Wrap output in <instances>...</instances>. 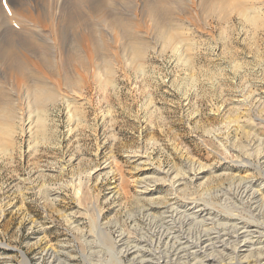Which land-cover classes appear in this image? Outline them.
I'll return each mask as SVG.
<instances>
[{"label": "rangeland", "instance_id": "374dc122", "mask_svg": "<svg viewBox=\"0 0 264 264\" xmlns=\"http://www.w3.org/2000/svg\"><path fill=\"white\" fill-rule=\"evenodd\" d=\"M257 4L245 6L259 14L256 25L215 18L212 31L189 34L184 51L151 50L145 70L120 72L109 95L89 93L88 112L58 105L48 112L46 141L30 121L35 113L24 112V131L0 151V264H121V234L153 239L160 212L150 218L145 209L174 194L158 184L140 198L139 177L168 168L188 175L196 165L202 186L188 193L218 203L234 175L263 173L264 2ZM244 208L264 221V206Z\"/></svg>", "mask_w": 264, "mask_h": 264}, {"label": "bare ground", "instance_id": "6f19581e", "mask_svg": "<svg viewBox=\"0 0 264 264\" xmlns=\"http://www.w3.org/2000/svg\"><path fill=\"white\" fill-rule=\"evenodd\" d=\"M3 1L0 0V151L3 154L14 147L18 129L24 131L27 119L24 112H30L29 116L35 113L37 119L29 120L34 123L38 137L45 140L48 112L58 105L67 104L71 112H88L86 106L94 102L93 94L89 93L95 90L109 95V90L116 88L118 74L126 75L134 67L143 69L151 50L156 52L161 48L164 53L171 49L180 53L188 46L189 34L197 27L212 31L209 22L215 18L230 24L233 16L239 15L256 25L259 14L245 6L264 2ZM236 162L253 166L245 158ZM111 166L108 165L107 174L112 172ZM202 169L194 165L188 175L170 168L158 169V177L136 180L140 198L151 195L158 184L168 185L174 194L164 199L161 206L155 201L147 204L148 217L157 218L154 211L160 212V224L153 232V239L130 240L121 234L118 263L123 264L124 258L131 256V264H264L263 217H246L243 213L246 205L255 209L264 206V182L261 185L258 182L264 171L258 176L251 172L234 175L229 185L215 195L219 202L211 203L188 193V187L202 186L197 184Z\"/></svg>", "mask_w": 264, "mask_h": 264}]
</instances>
